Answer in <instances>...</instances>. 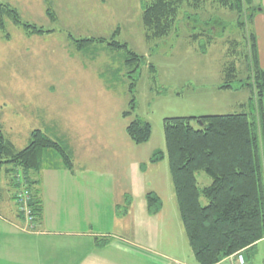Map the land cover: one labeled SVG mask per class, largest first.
I'll return each instance as SVG.
<instances>
[{"label": "rangeland", "instance_id": "rangeland-1", "mask_svg": "<svg viewBox=\"0 0 264 264\" xmlns=\"http://www.w3.org/2000/svg\"><path fill=\"white\" fill-rule=\"evenodd\" d=\"M0 1L9 3L24 21L48 30L31 32L8 16L4 18V26H0V123L6 137L22 149L29 144L32 131L41 129L65 144L83 146L94 161L92 166L102 167L103 174L99 177L102 181L113 182L126 166L123 160L131 161L127 158L119 161V156L142 160L148 180H154L156 172L167 175L169 187L165 189L161 182L166 210L170 216L175 213L179 221V228L175 226L171 232V250L182 256L183 264H198L180 215L168 156L152 164L150 157L158 149H167L166 117L236 112L252 115L260 109L259 100L249 102L254 95L252 85L238 90L220 87L224 69L232 61L237 65L239 78L245 79L249 74L244 61V49L248 48L246 32L237 26V14L208 5L200 13L202 19L219 16L228 27L225 31L216 30L213 40L208 42L206 37L193 38L194 24L187 18L193 11L184 7L172 33L150 40L143 22L145 0ZM258 11L252 19V31L259 51L255 28ZM197 26L196 32H202L201 23ZM113 33L117 40L144 55L145 60L135 90L136 109L127 116L124 113L130 109L131 93L124 50L113 51L107 43L94 42L79 51L70 39L111 37ZM232 41L238 42L237 52ZM136 117L149 120L153 126L151 139L140 145L127 133V126ZM192 124L202 126L198 120ZM84 149L75 148L78 155H83ZM49 160L56 158L47 157L45 163ZM5 168L13 170V165ZM8 176L11 181L15 176L22 178L21 172ZM197 178L201 188L211 182L205 171H199ZM24 183L22 180L16 190L28 188ZM201 201L204 205L208 203L204 195ZM107 225L105 221L95 224L94 230ZM243 255L246 264H264V240ZM165 262L181 264L169 259Z\"/></svg>", "mask_w": 264, "mask_h": 264}, {"label": "trees", "instance_id": "trees-1", "mask_svg": "<svg viewBox=\"0 0 264 264\" xmlns=\"http://www.w3.org/2000/svg\"><path fill=\"white\" fill-rule=\"evenodd\" d=\"M208 5L236 13L237 26L246 32L245 40L248 42L247 50L244 49V61L249 74L245 79L239 78L237 65L232 61L224 69V81L220 87L238 90L246 84L252 85L254 95L249 102L259 100L260 109L252 115L236 112L164 118L167 149L154 151L151 161L155 163L164 159L166 154L168 156L180 215L198 264H216L256 247L264 240V69L260 64L256 35L252 31V19L259 6L254 0H145L143 22L148 39L164 38L176 28L182 9L187 7L193 11L187 15L194 24L193 38L200 40L206 37L211 42L216 30L225 31L228 27L226 20L219 16L202 19L200 13L205 12ZM5 16L13 18L16 24L31 32L48 31L41 25L24 21L15 8L0 1L1 27L5 24ZM198 23L202 25V32H196ZM115 37L113 33L111 37L71 36L70 39L79 51L86 50L94 42L107 43L113 51L124 50L131 93L130 109L124 113L127 116L131 114L130 110L136 109L135 90L145 60L144 55ZM232 44L237 52L238 42L232 41ZM194 120L200 121L202 126H193ZM127 133L134 143L143 144L151 139L153 126L149 120L136 117L127 126ZM47 157H55L69 168L74 166L72 153L61 140L35 129L29 144L18 149L6 137L0 123V180L5 167L10 164L13 165L11 172L18 170L14 173L21 172L22 178L27 180L31 171L40 170ZM199 171H205L211 177V182L202 188L197 178ZM15 177L14 183L20 187L22 178ZM28 189L31 191L32 208L39 215L40 207L31 187L28 186ZM202 195L208 199L206 205L201 201ZM146 198L149 212L158 213L163 205L161 197L150 191ZM107 241L98 238L100 243Z\"/></svg>", "mask_w": 264, "mask_h": 264}, {"label": "crops", "instance_id": "crops-1", "mask_svg": "<svg viewBox=\"0 0 264 264\" xmlns=\"http://www.w3.org/2000/svg\"><path fill=\"white\" fill-rule=\"evenodd\" d=\"M254 3L259 6L255 28L264 69V0ZM66 145L73 167L59 159L49 160L40 170L31 171L27 180L22 178L41 211L35 231L18 211L17 186L8 178L12 172L5 168L0 180V264H166L167 259L183 264L182 256L171 250V232L175 226L179 228V221L166 210L163 191L169 187L168 176L156 172L154 180H148L142 160L119 156V161H131L123 160L126 166L113 182L102 181V167L92 166L94 161L84 147ZM74 147L83 148V155ZM150 191L163 201L156 214L149 212L146 194ZM103 221L109 225L94 230ZM98 238L108 241L100 243Z\"/></svg>", "mask_w": 264, "mask_h": 264}, {"label": "built area", "instance_id": "built-area-1", "mask_svg": "<svg viewBox=\"0 0 264 264\" xmlns=\"http://www.w3.org/2000/svg\"><path fill=\"white\" fill-rule=\"evenodd\" d=\"M31 199V191L28 188L22 187L15 193V200L17 202L20 215L25 220L28 228L36 229L38 227L37 214L32 208ZM226 260L231 261V263L236 262L237 264L245 263V257L243 253L240 252L230 256L227 259H224L222 262H218V264H227Z\"/></svg>", "mask_w": 264, "mask_h": 264}]
</instances>
